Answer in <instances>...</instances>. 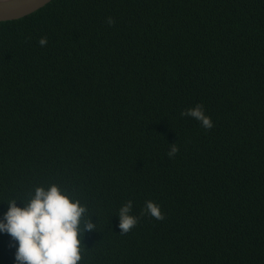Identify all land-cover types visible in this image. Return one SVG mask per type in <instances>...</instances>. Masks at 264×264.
Wrapping results in <instances>:
<instances>
[{"label": "trees", "instance_id": "obj_1", "mask_svg": "<svg viewBox=\"0 0 264 264\" xmlns=\"http://www.w3.org/2000/svg\"><path fill=\"white\" fill-rule=\"evenodd\" d=\"M197 104L210 130L180 116ZM51 184L96 223L80 264H264V0H51L1 21L0 220ZM17 247L0 232V264Z\"/></svg>", "mask_w": 264, "mask_h": 264}, {"label": "clouds", "instance_id": "obj_2", "mask_svg": "<svg viewBox=\"0 0 264 264\" xmlns=\"http://www.w3.org/2000/svg\"><path fill=\"white\" fill-rule=\"evenodd\" d=\"M107 23L111 26L114 20L109 17ZM38 43L46 46L47 38H41ZM180 116L198 121L205 130L213 127L200 104L181 111ZM178 151L175 143L171 144L167 155L172 158ZM17 200L12 198L6 202L8 210L0 220V232H6L13 242H18L15 264H80L81 239L85 231H96V223L87 215V207L56 184L47 188L35 186L27 201L20 200L22 207L17 206ZM132 207L129 200L118 210L121 235L130 232L138 223L139 217L130 214ZM145 214L158 221L164 219L159 205L150 200L145 201L141 210L140 215Z\"/></svg>", "mask_w": 264, "mask_h": 264}, {"label": "water", "instance_id": "obj_3", "mask_svg": "<svg viewBox=\"0 0 264 264\" xmlns=\"http://www.w3.org/2000/svg\"><path fill=\"white\" fill-rule=\"evenodd\" d=\"M51 0H0V22L15 20L41 8Z\"/></svg>", "mask_w": 264, "mask_h": 264}]
</instances>
